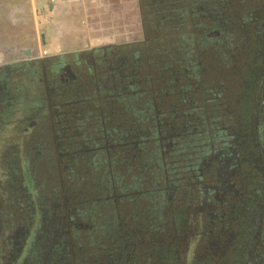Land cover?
Returning <instances> with one entry per match:
<instances>
[{"label": "flooded vegetation", "instance_id": "obj_1", "mask_svg": "<svg viewBox=\"0 0 264 264\" xmlns=\"http://www.w3.org/2000/svg\"><path fill=\"white\" fill-rule=\"evenodd\" d=\"M142 2L129 41L0 36V264H264V0Z\"/></svg>", "mask_w": 264, "mask_h": 264}, {"label": "rangeland", "instance_id": "obj_2", "mask_svg": "<svg viewBox=\"0 0 264 264\" xmlns=\"http://www.w3.org/2000/svg\"><path fill=\"white\" fill-rule=\"evenodd\" d=\"M140 30L137 0L0 1V36L18 46L46 36V50L83 49L140 38Z\"/></svg>", "mask_w": 264, "mask_h": 264}, {"label": "water", "instance_id": "obj_3", "mask_svg": "<svg viewBox=\"0 0 264 264\" xmlns=\"http://www.w3.org/2000/svg\"><path fill=\"white\" fill-rule=\"evenodd\" d=\"M139 4H140V13H141L142 21H143V26H144L145 16H146L145 3L142 2V0H139ZM145 37H146L145 39H148L147 35ZM101 48H105V47H100V49Z\"/></svg>", "mask_w": 264, "mask_h": 264}]
</instances>
